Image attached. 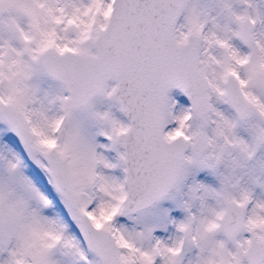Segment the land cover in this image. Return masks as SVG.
<instances>
[{
  "label": "snow or ice",
  "instance_id": "obj_1",
  "mask_svg": "<svg viewBox=\"0 0 264 264\" xmlns=\"http://www.w3.org/2000/svg\"><path fill=\"white\" fill-rule=\"evenodd\" d=\"M0 264H264V0H0Z\"/></svg>",
  "mask_w": 264,
  "mask_h": 264
}]
</instances>
